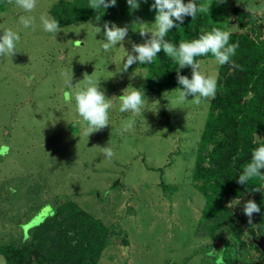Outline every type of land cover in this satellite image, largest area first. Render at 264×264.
Wrapping results in <instances>:
<instances>
[{"label": "rangeland", "instance_id": "374dc122", "mask_svg": "<svg viewBox=\"0 0 264 264\" xmlns=\"http://www.w3.org/2000/svg\"><path fill=\"white\" fill-rule=\"evenodd\" d=\"M56 1L37 0L36 9L25 13L0 0V35L11 29L21 37L12 57H0V248L18 247L23 264H55L47 250L61 247L57 264H71L79 232L68 224L83 218L87 228L95 221L114 232L95 264H264L251 242L258 236L259 213L250 224L242 210L249 199L259 205L264 180L236 182L253 148L264 144V68L252 81L245 76L230 82L231 63L217 67L211 54L198 57L202 73L218 74L215 97L220 93L226 108H212L213 99L196 105L191 96L176 107L179 87L167 85V75L158 93L149 88L157 82L151 64L116 71L123 48L130 52L132 43L147 38L137 30L154 22L153 0H139L136 10L117 0L99 22L89 7L91 17L61 26L54 36L43 31L39 16L52 18ZM201 1L209 12L201 14L200 35L215 28L243 37L247 63H264V0ZM242 10L257 17L253 27ZM26 15L37 18L34 27L19 23ZM105 22L128 27L126 39L108 52L101 48ZM171 30L166 39L176 44ZM157 56L169 59L162 51ZM183 69L191 78V69ZM222 70L227 77L219 76ZM89 75L100 78L99 88L114 107L110 125L86 137L74 102L65 103L63 96L83 87ZM131 87L145 95L142 117L118 111V97ZM235 117L242 128L237 138ZM128 119H135L134 130L121 134ZM104 147L115 153L111 160L102 155ZM211 170L215 175L209 178ZM256 186L260 192L251 191ZM43 221L58 231L38 260L42 255L34 245L40 240L34 235ZM40 233L44 237L48 228ZM5 258L0 254V264Z\"/></svg>", "mask_w": 264, "mask_h": 264}, {"label": "clouds", "instance_id": "9594fccd", "mask_svg": "<svg viewBox=\"0 0 264 264\" xmlns=\"http://www.w3.org/2000/svg\"><path fill=\"white\" fill-rule=\"evenodd\" d=\"M117 0H88V6L97 12L95 20L101 19L104 9L114 7ZM147 2V0H144ZM9 4L23 10L25 13H32L37 7V0H8ZM130 10L139 8V0H126ZM150 9L155 10L154 22L151 27L145 24L137 31L141 37H147L144 43H132L131 51H126L123 47V55L118 58V73H126L133 64H150L161 51L170 57L177 66V83L182 86L178 88V98L175 101L176 107L189 101L187 97L191 96V102L200 105L203 102H210L215 98L217 91L218 74H206L201 72V63L198 57L211 54L214 58L213 63L219 67L225 64H232L233 68L239 67L232 62V57L236 54L238 43H230L231 33L219 29H212L200 35L191 41H181L178 45L166 39L171 29L178 26L177 22L183 23L185 17L195 19L198 12H209V5H197L196 0H153ZM37 18L32 15L21 16L19 23L23 28L28 29L34 27ZM39 23L43 31L52 33L54 36L61 30L58 20L47 15L39 16ZM95 33L101 32V27H94ZM104 40H102L101 48L104 52H108L116 48L117 44L122 42L128 36V27H118L114 24L105 22L102 25ZM150 34V36L148 35ZM21 37L17 31L11 29L3 30L0 35V57H12L17 51V44ZM189 67L191 69V78L181 75L179 69ZM135 75V74H133ZM111 77V76H110ZM99 80L91 78L89 75L84 80V86L78 88L75 93L66 91L63 99L65 103L75 104L78 116L85 123L84 134L86 137L90 133L99 131L110 125L109 110L114 106L112 102L106 98L104 92L99 88ZM66 81L71 88L72 84ZM120 114L132 113L134 116H141L146 108V98L141 89L131 87L123 90L118 97ZM81 120H73L79 126ZM72 121V122H73ZM135 119H128L123 122L121 134L132 132L134 130ZM102 155L111 160L115 153L109 147H104ZM259 178L264 180V144L256 146L251 152L249 162L243 166L242 171L238 174L237 183L247 185L250 181ZM251 191L260 192L259 187H254ZM239 199L235 204H238ZM244 215L248 218V222L252 223L254 214L260 212L259 205L249 199L243 203L242 207Z\"/></svg>", "mask_w": 264, "mask_h": 264}, {"label": "trees", "instance_id": "16d2710c", "mask_svg": "<svg viewBox=\"0 0 264 264\" xmlns=\"http://www.w3.org/2000/svg\"><path fill=\"white\" fill-rule=\"evenodd\" d=\"M184 2L187 3L188 0H184ZM85 3H87L85 0H57L55 4L50 8L49 12L52 15V18L57 19L59 24L61 26H64V25L74 23L77 21H82L88 17H91L90 14H92V10L89 7H87L88 4H85ZM196 3L199 6V5H202L203 1L196 0ZM214 7L215 6H212L211 9H213ZM234 10L235 9L233 7V11ZM240 12L241 14L249 17L251 26L253 27L255 25V21H257V17L245 10H242ZM201 14L204 15V13L198 12L195 19L188 17L187 19H184L183 23L177 22L178 26L176 28L174 27L170 33L175 40H178V43L176 42L177 45L181 41H191L200 36L198 32L199 27H200L199 23L201 22V20H203V18H200L202 16ZM237 15H239L241 18L240 14L237 13ZM233 37L234 36L231 35L230 40H233ZM236 38L239 39V41L234 42L233 40V43H238L239 47L236 49V54L231 59H232V62L238 65L239 67L233 68L234 72L233 74H231L230 82L236 77L241 79V78H245V76H249V80L252 81L255 78V76H257V74L264 68V63L260 65L259 64L251 65V63L248 64L246 58L243 56L245 53L242 52V48H245V46L247 45V40L243 37H234V39ZM244 41H246V43H243ZM168 58L169 59L166 62L163 59H159V57L156 56L154 61L150 63L151 72H152L150 73V75H152L157 80V82L155 80L154 82H151L152 84H149V88L153 91H156L157 93L160 91L162 87H164L163 82L165 81V77H164L165 75H167L168 77L167 85H174V87H181L177 83V79H173L175 76H177V66L175 65L174 61L170 57ZM141 66H145V64H142ZM179 72L181 75H187L185 74L184 69H179ZM225 72L226 70H224V72L222 70V73H220L221 75L219 76L227 77L228 75L223 74ZM220 95L221 94L219 93L212 100L213 101V103L211 104L212 108H214V106L220 107L221 109L226 108ZM240 125L241 124L239 123V119L235 117V121L231 127H232L233 132L236 135V138L242 132V128ZM213 173L214 171L211 170V173L206 174V175L209 178H212L215 175ZM202 189H204V187ZM259 200H260L259 202L260 227L258 230L257 238L260 235H264V196L261 199L259 198ZM55 211H56L55 209H52L50 215L48 216L53 217V215H55L54 214ZM73 213L69 212L70 216ZM225 214L226 212L222 210V214H220L219 216L221 217ZM79 219L73 218L71 223L69 222L68 224L70 226L69 230H73L75 232L77 231V233L79 232L78 233L79 239L76 241L77 246L71 252V255H70L71 257L69 258L68 261H70L71 264H95L105 246L107 239L109 238L110 234L114 232L109 231L107 228H104L100 223L95 222V221L92 222V225L90 223L89 228H87L85 226L83 218H79ZM47 224H48L47 222L43 221L38 225V228L37 227L35 228L37 232H35L34 237L39 238L40 240L37 244L34 245L36 254L43 253L42 249L46 246L48 241L50 242V241L55 240L53 237L51 238V235L55 236L56 231H58V229L55 228V226L53 227L54 224L52 226L47 225ZM68 225L64 226L65 230L68 229ZM47 228H48L49 233L45 235L44 237H42L40 232L44 233V231ZM214 228L215 226H213L211 230H213ZM84 241H86L85 244H83ZM251 242L254 245L252 240ZM255 247L261 254V251L259 250V248L257 246ZM18 249H19L18 247L14 248L12 245H9L8 247L5 246L3 248H0V254H2L4 258L6 257L5 258L6 264H23L20 259L22 255L18 254L20 253L18 252ZM11 251L12 252L15 251L16 254H11ZM22 251H23V256H25L24 255V251H26L25 246H23ZM55 251L56 250L54 246H49V249L47 250V252L51 253V255L50 254H47V255H50V257L49 256L48 257L52 261H56L55 264H57V260L61 258L60 257L61 254H59V252L63 253V250L61 247H59L58 252H55ZM217 251H219L218 255L220 256V259H221L222 249L220 248ZM54 255H56V257L57 256L59 257L56 259ZM44 257L45 256L43 254L42 256H40V259L38 260H41Z\"/></svg>", "mask_w": 264, "mask_h": 264}, {"label": "water", "instance_id": "95a60500", "mask_svg": "<svg viewBox=\"0 0 264 264\" xmlns=\"http://www.w3.org/2000/svg\"><path fill=\"white\" fill-rule=\"evenodd\" d=\"M253 242L257 245V247L261 251L264 259V235H260L258 238L253 239Z\"/></svg>", "mask_w": 264, "mask_h": 264}]
</instances>
